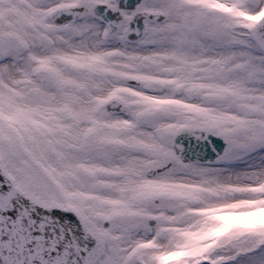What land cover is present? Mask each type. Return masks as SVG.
<instances>
[{"label": "snow or ice", "instance_id": "obj_1", "mask_svg": "<svg viewBox=\"0 0 264 264\" xmlns=\"http://www.w3.org/2000/svg\"><path fill=\"white\" fill-rule=\"evenodd\" d=\"M0 264H264V0H0Z\"/></svg>", "mask_w": 264, "mask_h": 264}]
</instances>
